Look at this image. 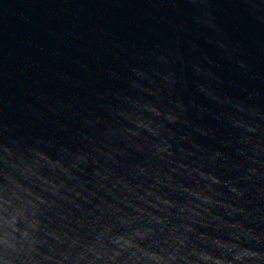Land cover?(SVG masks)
Wrapping results in <instances>:
<instances>
[{
    "label": "water",
    "instance_id": "95a60500",
    "mask_svg": "<svg viewBox=\"0 0 264 264\" xmlns=\"http://www.w3.org/2000/svg\"><path fill=\"white\" fill-rule=\"evenodd\" d=\"M0 264H264V0H0Z\"/></svg>",
    "mask_w": 264,
    "mask_h": 264
}]
</instances>
